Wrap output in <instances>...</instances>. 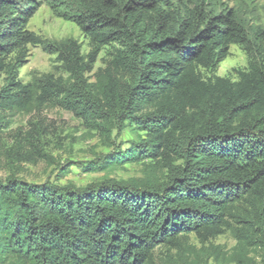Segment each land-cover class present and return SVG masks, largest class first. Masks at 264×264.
I'll use <instances>...</instances> for the list:
<instances>
[{"label":"trees","instance_id":"obj_1","mask_svg":"<svg viewBox=\"0 0 264 264\" xmlns=\"http://www.w3.org/2000/svg\"><path fill=\"white\" fill-rule=\"evenodd\" d=\"M85 1L83 13L62 17L88 38L86 56L74 39L51 45L26 28L34 0H0V76L8 78L0 109L50 103L105 134L132 123L149 141L125 160H156L165 181L93 189L7 177L0 264H156L158 245L227 229L257 247L264 264V59L249 60L231 82L215 71L231 44L247 43L233 16L182 0ZM112 43L119 47L91 82L98 52ZM37 44L56 54L65 79L19 81L28 46ZM37 131L33 125L14 141L15 152L28 145L24 161L45 156Z\"/></svg>","mask_w":264,"mask_h":264},{"label":"rangeland","instance_id":"obj_2","mask_svg":"<svg viewBox=\"0 0 264 264\" xmlns=\"http://www.w3.org/2000/svg\"><path fill=\"white\" fill-rule=\"evenodd\" d=\"M85 2L34 0V13L26 28L51 45L74 39L81 55L86 56L90 49L88 38L76 24L62 17L69 11L83 13ZM180 4L197 6L211 15H231L243 29L246 45L229 46L227 57L216 68V76L236 82L237 73L246 69L249 60L264 59V0H182ZM118 47L112 43L100 49L88 73L91 82L101 76V70ZM199 72L205 80L211 75L207 70ZM47 73L67 77L55 53L44 50V44L29 45L27 58L18 69L19 81L28 83ZM7 81V74H2L0 90ZM33 125L38 129L36 143L45 156L30 162L21 159L20 154L28 145L23 144L18 152L13 145ZM148 141L145 133L132 123L125 122L122 129L113 128L105 134L50 103L0 109V181L14 176L33 184L93 189L103 182L137 187L156 185L165 181L166 170L161 163L149 158L125 160L135 156L136 145L143 147ZM153 257L156 264H263L261 251L239 241L229 229L206 241H200L193 233L179 235L175 245L156 246Z\"/></svg>","mask_w":264,"mask_h":264}]
</instances>
